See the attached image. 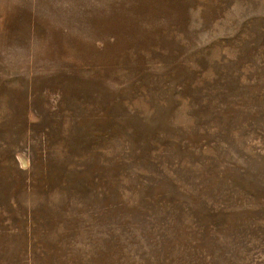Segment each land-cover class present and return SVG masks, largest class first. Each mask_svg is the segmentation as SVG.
<instances>
[{
	"label": "rangeland",
	"instance_id": "obj_1",
	"mask_svg": "<svg viewBox=\"0 0 264 264\" xmlns=\"http://www.w3.org/2000/svg\"><path fill=\"white\" fill-rule=\"evenodd\" d=\"M0 264H264V0H0Z\"/></svg>",
	"mask_w": 264,
	"mask_h": 264
},
{
	"label": "bare ground",
	"instance_id": "obj_2",
	"mask_svg": "<svg viewBox=\"0 0 264 264\" xmlns=\"http://www.w3.org/2000/svg\"><path fill=\"white\" fill-rule=\"evenodd\" d=\"M67 40V39H66Z\"/></svg>",
	"mask_w": 264,
	"mask_h": 264
}]
</instances>
